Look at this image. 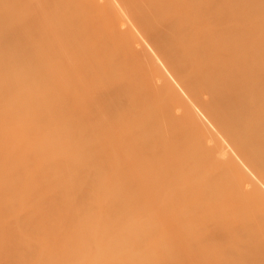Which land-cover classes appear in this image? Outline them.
Masks as SVG:
<instances>
[{
    "label": "bare ground",
    "instance_id": "obj_1",
    "mask_svg": "<svg viewBox=\"0 0 264 264\" xmlns=\"http://www.w3.org/2000/svg\"><path fill=\"white\" fill-rule=\"evenodd\" d=\"M58 1L0 0V264H53L61 259H65L64 264H129L131 255L137 254L141 255L137 264H170L174 249L175 260L182 258L179 251L186 249L172 247L169 233L158 235L164 239L155 237V242L154 235L145 236L143 218L139 223L138 213L134 212L137 204L131 209L120 206L97 184L108 177V160L121 158L124 165H141L140 156L156 145L160 164L171 160L173 165H188V151L162 155L173 142L169 133L146 141L141 129L127 130L121 146L110 148V157L97 151L99 163L88 165L90 138L82 137L78 143L72 133L64 134L58 120L56 86L66 77L74 82L76 78L63 72H46L62 56L56 47L43 55L31 56L27 53L29 46L26 48L28 40L20 43L27 38L30 26L48 19L44 9ZM261 1L264 0H106L100 6L91 3L94 10L131 23L125 29L129 37L138 33L144 36L146 43L137 41L138 46L131 47L132 56L138 60L132 62L143 61L158 78L161 76L149 88L156 95L151 104L158 103L159 98L165 106L175 105L185 124L194 127L202 138H215L214 145L208 147V156L215 157L217 165L230 170L236 179L249 180L251 185L244 188V198L264 206V23L251 22L244 14L253 3L252 9L264 14ZM45 35L53 37L54 33ZM32 57L35 62L31 65ZM64 58L69 65L70 59ZM29 64L31 70L26 71ZM39 69L41 75L37 73ZM121 87L102 90L98 100L109 105L116 116L123 114L129 127L137 128L146 121L149 102L137 91V82L125 85L120 92ZM134 100L137 103L131 105ZM86 108L84 105L85 111ZM198 110L215 131L210 129V122L208 126L202 121ZM245 168H251L249 174L253 172L254 176ZM221 208H213L199 219ZM181 214L173 216L166 204L158 217L167 220ZM183 218L185 214L177 219ZM210 219L206 221L211 222ZM239 220L231 221L234 230L239 228ZM210 222L198 231L197 243L211 237L221 240L214 244L217 248L209 246L216 252L217 260H225L220 259V263L258 264L260 253L256 255L250 248L239 252L232 245L226 247L222 235L206 228ZM89 231H97L90 246L80 240L88 237ZM114 231L119 232L111 237ZM125 231L139 235L138 247L131 246L127 255H122L114 246L123 243ZM157 239L161 240L159 244ZM93 246V254L78 261L82 254L77 249ZM61 248L70 252L62 255L58 252ZM25 249L28 252L17 254V250ZM13 250V255L5 259ZM207 255L204 258L215 259L213 254ZM195 262L191 264H200Z\"/></svg>",
    "mask_w": 264,
    "mask_h": 264
},
{
    "label": "rangeland",
    "instance_id": "obj_2",
    "mask_svg": "<svg viewBox=\"0 0 264 264\" xmlns=\"http://www.w3.org/2000/svg\"><path fill=\"white\" fill-rule=\"evenodd\" d=\"M71 1L69 3L60 0L56 5L47 6L44 9V14L48 19L52 18L53 22H48L47 19L42 24L30 26V29L28 28L30 33L26 32L25 35L28 39L25 38L20 43L23 44L28 40L26 48L29 46V51L26 52L31 56L43 55L46 50L56 47L62 56L57 64L47 69L46 72L48 74L51 71L63 72L67 76L71 75L76 78L74 82L66 77L65 81L60 80L56 86L59 105L58 120L64 134L72 133L75 139L77 137L78 143H81L82 137L90 138L91 162L89 161L88 165L99 163L95 156L97 151H103L108 155L106 157H110V148L121 146L123 134L127 130L130 132L141 129L146 141H152L163 132L169 133V136L173 137V142L166 147L162 155H174L188 151V165H173L171 160L170 163L160 164L159 149L156 145L151 146L149 151L140 156L141 165H124L125 161H121V158L108 160L106 164L108 177L97 185L102 187L108 197L120 206L123 205L131 209L134 203L137 204L134 212L138 213L137 221L139 223L143 218L144 222H142L146 227L145 236L150 233L154 235V237L151 235L154 240L162 237L160 235L164 233H169L172 237V239L169 238L172 247L181 248L183 246L186 249H183L185 250L183 252L179 251V256L182 258H176V260L175 249L171 250L173 259L170 254L169 259L173 261L169 260L172 262L170 264H176L177 260V264H191L193 261L200 264H224L225 260L220 258L223 261L220 263V259L215 258L216 252L211 250L213 247L217 248L214 244L221 240L211 237L207 238L208 240L205 242L199 243L198 241L197 243V240L200 239L198 231L203 230L201 229L203 225L206 226V223L210 222L206 221L208 218H211V222L206 228L222 235L224 243L227 244H225L226 247L229 248L232 245L239 252H245L250 248L256 255L260 253L258 264H264V206L257 201L244 198V188L247 189L251 185L249 180L236 179L230 170L217 165L215 157L211 159L208 156V147L214 145L215 138H202L194 127L185 124L186 122L179 115L181 111L175 105L165 106L159 98L158 103L153 105L156 95L153 89L149 88L154 80L160 81L161 76L158 78L157 74L152 71V67L143 61H139L138 64L132 62L136 59L132 56L131 47L138 46L137 41L146 43L144 36L138 33V36L129 37L125 29L129 28L131 23L117 21L109 13L93 9L92 1L97 4H93L94 6H100L106 0ZM263 2L261 1V3ZM253 6L254 3L250 4L244 14H247L251 22L264 23V14L255 12L252 9ZM237 11L240 12V10ZM49 23L52 24L49 25ZM45 33L47 35L54 33V35L53 37L46 36ZM16 41L13 44H16ZM19 41L17 44L21 45ZM150 52L153 53L152 50ZM152 55L155 57L156 54ZM65 56L71 61L69 65L66 64ZM34 62L33 57L32 60L29 59L30 64ZM158 63L161 62L158 61ZM30 70L31 66L29 70L26 69V71ZM39 72L41 75L42 70L39 69L37 73ZM134 82L139 85L137 91L149 102L146 121L137 128L129 127L124 121L123 114L116 116L112 113V109L110 110L109 105L100 104L98 100L102 90L122 86L121 92L125 85ZM122 100L128 104L123 98ZM135 101L131 105L137 103ZM84 105L87 107L86 111ZM198 112L199 115L202 114L200 116L202 121L205 120L204 123L206 122L208 125L210 121L206 115L200 110ZM210 125L212 126L208 125L210 129L215 131L211 122ZM112 135H115L116 138H110ZM75 147L77 150L78 147ZM250 169L245 168L248 174L251 172ZM252 174L253 172L249 175L252 176ZM166 204H169L173 216L174 213L183 212L185 218L178 221L177 218L183 214L178 215L177 218L172 216L167 220L159 218L158 216L166 208ZM218 206L222 208L211 216L199 219L209 210ZM134 212L132 209V213ZM237 218H240L241 224L234 230L231 221ZM122 224L125 225L126 222L123 221ZM142 227L144 224H141ZM118 232L114 231L111 237H115ZM90 233L91 231H89ZM158 235L160 237H157ZM96 236L97 231H92L88 237H81L80 240L83 244L87 242L90 246ZM138 237L139 235L134 232L125 231L123 243H117L114 247L120 254L127 255L131 246L138 247ZM157 240L159 244L161 240ZM171 244H169L170 247ZM209 246L212 248L210 249ZM93 248L94 246L77 249V252L82 254L78 261L84 260L86 254H93ZM196 250L199 251L196 252ZM20 252H28V250H17L19 256ZM58 252L66 255L70 251L61 248ZM13 253L14 250L9 251L5 259H8V256ZM205 254H213V259L216 260H212V258L209 260L208 255L207 259L204 258ZM131 257L133 259L129 264H137L141 255H131ZM244 260H247V257H244ZM52 263L64 264L65 259L54 260Z\"/></svg>",
    "mask_w": 264,
    "mask_h": 264
}]
</instances>
